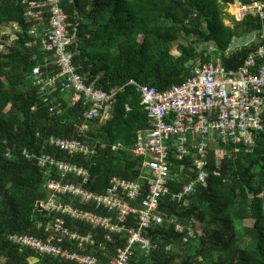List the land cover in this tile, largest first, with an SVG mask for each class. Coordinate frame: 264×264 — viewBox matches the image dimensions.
Listing matches in <instances>:
<instances>
[{"label":"trees","instance_id":"1","mask_svg":"<svg viewBox=\"0 0 264 264\" xmlns=\"http://www.w3.org/2000/svg\"><path fill=\"white\" fill-rule=\"evenodd\" d=\"M31 1L0 0V28L14 21L23 27L12 41L0 34V264H75L39 256L11 239L16 233H42L36 221L45 219L35 211L36 202L47 197L48 177H61L41 167L37 156L47 152L88 167L87 186L98 192L115 175L139 177L144 158L133 155L131 147L150 127V119L140 94L127 83L136 80L164 90L186 80L199 61L214 55L237 69L261 44L264 18L251 10L244 19L233 16V24L226 23V6L253 0H61L76 33L72 49L78 71L96 88L119 89L106 117L89 121L90 129L80 131L91 103L68 102L60 79L49 100L44 99L41 85L59 68L55 52L29 32L34 24L40 34L49 26V5L35 0L39 18L34 20L26 15ZM236 44L241 47L228 51ZM36 66L44 72L38 85L32 77ZM51 135L85 140L97 154L71 155L50 145ZM114 144L122 147L115 150ZM223 148L219 142L210 148L207 182L181 200L173 194L195 179L197 171L191 153L178 160L171 152V193L159 208L164 221L148 230L157 247L147 256L137 251L131 264H264V128L252 144H242L231 155H224ZM74 179L67 175L65 180ZM69 225L93 234L96 244L86 250L103 262L108 261L103 246L115 255L125 239L113 234L107 240L104 230L88 224Z\"/></svg>","mask_w":264,"mask_h":264},{"label":"built area","instance_id":"2","mask_svg":"<svg viewBox=\"0 0 264 264\" xmlns=\"http://www.w3.org/2000/svg\"><path fill=\"white\" fill-rule=\"evenodd\" d=\"M51 18L49 26L42 34L37 26L29 32L40 35V42L46 50L55 52V63L59 68L56 75L48 77L41 85L44 99L49 100L57 79L61 80L60 90L71 104L80 101L91 103L87 120L78 125L80 131L90 129L89 121L105 118L119 89L105 91L88 84L74 64L76 33L69 27L68 14L61 0H46ZM36 1L30 2L26 15L34 20L39 11L33 9ZM232 13L236 20H242L255 10L264 18V5L258 0L251 3L236 2ZM236 6V7H235ZM236 8V9H235ZM23 31L19 22L0 28L1 35L12 41ZM261 44L252 51L243 65L237 69L227 68L220 55L212 56L205 63L198 62L193 74L181 83L158 90L149 84L130 80L140 94L144 110L150 119V127L131 147V153L144 158L142 172L137 178L113 176L102 191H94L87 185L91 179L88 167L76 162L62 160L43 152L37 156L41 167L58 172L61 177L49 176L45 186L47 197L38 199L35 211L44 214L45 220H37L42 233L38 235H11V239L25 247L32 248L37 255L50 256L75 264H131L137 251L149 255L157 247L149 235L153 224H162L161 199L171 193L168 178L173 160L171 152L178 160L192 154L197 175L173 194L181 200L193 193L197 185L208 179L210 148L217 143L223 145V154L231 155L243 144H252L256 134L264 128V30L260 35ZM3 45L0 43V49ZM236 44L229 50L240 48ZM259 58L263 60L260 62ZM43 71L36 66L32 70L35 84H41ZM50 89V90H49ZM60 102L52 106L55 113ZM129 110V106H127ZM50 145L71 155L93 156L97 149L79 138L51 135ZM114 144L113 149L121 148ZM67 175L76 179L65 180ZM65 198H71L66 201ZM70 222H80L105 231L107 240L113 234L119 235L122 244L111 255L103 246V254L108 260L88 252L89 246L96 244L91 233H81ZM178 230L182 229L177 224Z\"/></svg>","mask_w":264,"mask_h":264},{"label":"rangeland","instance_id":"3","mask_svg":"<svg viewBox=\"0 0 264 264\" xmlns=\"http://www.w3.org/2000/svg\"><path fill=\"white\" fill-rule=\"evenodd\" d=\"M234 6H226L225 7V16H226V20L232 21V17H233V12H234ZM241 43V41H239Z\"/></svg>","mask_w":264,"mask_h":264},{"label":"crops","instance_id":"4","mask_svg":"<svg viewBox=\"0 0 264 264\" xmlns=\"http://www.w3.org/2000/svg\"><path fill=\"white\" fill-rule=\"evenodd\" d=\"M226 23H227V24H230V25L233 24L232 21H229V20H226ZM246 41H249V38H248V37L246 38Z\"/></svg>","mask_w":264,"mask_h":264},{"label":"water","instance_id":"5","mask_svg":"<svg viewBox=\"0 0 264 264\" xmlns=\"http://www.w3.org/2000/svg\"><path fill=\"white\" fill-rule=\"evenodd\" d=\"M207 45V44H206ZM213 43H210V46L213 47ZM198 227L200 228V223L198 222Z\"/></svg>","mask_w":264,"mask_h":264},{"label":"bare ground","instance_id":"6","mask_svg":"<svg viewBox=\"0 0 264 264\" xmlns=\"http://www.w3.org/2000/svg\"><path fill=\"white\" fill-rule=\"evenodd\" d=\"M236 7V6H235ZM236 9V8H235Z\"/></svg>","mask_w":264,"mask_h":264}]
</instances>
